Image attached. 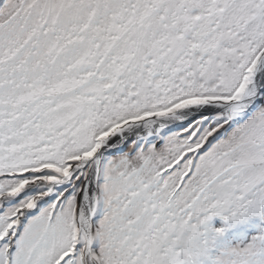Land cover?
<instances>
[{"label": "snow or ice", "instance_id": "6c2138e0", "mask_svg": "<svg viewBox=\"0 0 264 264\" xmlns=\"http://www.w3.org/2000/svg\"><path fill=\"white\" fill-rule=\"evenodd\" d=\"M0 264H264V0H0Z\"/></svg>", "mask_w": 264, "mask_h": 264}]
</instances>
